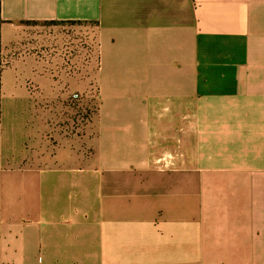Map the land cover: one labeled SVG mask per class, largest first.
I'll use <instances>...</instances> for the list:
<instances>
[{
	"label": "crops",
	"instance_id": "obj_1",
	"mask_svg": "<svg viewBox=\"0 0 264 264\" xmlns=\"http://www.w3.org/2000/svg\"><path fill=\"white\" fill-rule=\"evenodd\" d=\"M0 264H264V0H0Z\"/></svg>",
	"mask_w": 264,
	"mask_h": 264
},
{
	"label": "rangeland",
	"instance_id": "obj_2",
	"mask_svg": "<svg viewBox=\"0 0 264 264\" xmlns=\"http://www.w3.org/2000/svg\"><path fill=\"white\" fill-rule=\"evenodd\" d=\"M62 29V26L60 25ZM68 28V27H67ZM72 32V31H71ZM62 33H66V30L61 31ZM68 34L69 31L67 32ZM60 45L64 48L70 42L69 39H65L64 36L59 39ZM69 45H67L68 47ZM96 68L97 62L93 58V76H92V89L89 95L86 97V107L83 106V93H75L77 95V99L75 100V104L72 107L61 109V122L67 123L69 125V130L73 132H77L79 123L82 122L83 117L86 119H91L94 123L98 119L99 115V102H98V89H97V76H96ZM71 97V94H70ZM69 97V100L71 99ZM67 128V127H66ZM96 134L95 125H92V136Z\"/></svg>",
	"mask_w": 264,
	"mask_h": 264
},
{
	"label": "built area",
	"instance_id": "obj_3",
	"mask_svg": "<svg viewBox=\"0 0 264 264\" xmlns=\"http://www.w3.org/2000/svg\"><path fill=\"white\" fill-rule=\"evenodd\" d=\"M71 99H72V100H76V99H77V95H76V94H73V95L71 96Z\"/></svg>",
	"mask_w": 264,
	"mask_h": 264
}]
</instances>
